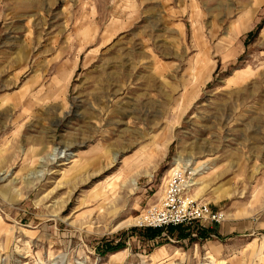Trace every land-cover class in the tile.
<instances>
[{
	"label": "rangeland",
	"instance_id": "374dc122",
	"mask_svg": "<svg viewBox=\"0 0 264 264\" xmlns=\"http://www.w3.org/2000/svg\"><path fill=\"white\" fill-rule=\"evenodd\" d=\"M0 264H264V0H0Z\"/></svg>",
	"mask_w": 264,
	"mask_h": 264
},
{
	"label": "built area",
	"instance_id": "2783aa9c",
	"mask_svg": "<svg viewBox=\"0 0 264 264\" xmlns=\"http://www.w3.org/2000/svg\"><path fill=\"white\" fill-rule=\"evenodd\" d=\"M167 196L170 197L163 198L159 205L142 213L143 223L152 227H168L192 223L198 219H217V214L209 211L206 203L184 200L174 194Z\"/></svg>",
	"mask_w": 264,
	"mask_h": 264
},
{
	"label": "bare ground",
	"instance_id": "6f19581e",
	"mask_svg": "<svg viewBox=\"0 0 264 264\" xmlns=\"http://www.w3.org/2000/svg\"><path fill=\"white\" fill-rule=\"evenodd\" d=\"M133 168H135V167L134 166H130L128 172L131 171Z\"/></svg>",
	"mask_w": 264,
	"mask_h": 264
},
{
	"label": "trees",
	"instance_id": "16d2710c",
	"mask_svg": "<svg viewBox=\"0 0 264 264\" xmlns=\"http://www.w3.org/2000/svg\"><path fill=\"white\" fill-rule=\"evenodd\" d=\"M177 227H179V226H177Z\"/></svg>",
	"mask_w": 264,
	"mask_h": 264
}]
</instances>
